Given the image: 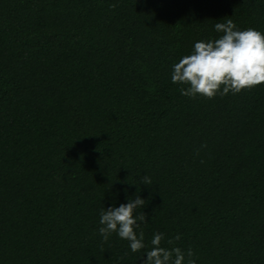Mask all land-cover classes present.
<instances>
[{
	"label": "trees",
	"instance_id": "1",
	"mask_svg": "<svg viewBox=\"0 0 264 264\" xmlns=\"http://www.w3.org/2000/svg\"><path fill=\"white\" fill-rule=\"evenodd\" d=\"M227 19L264 34V0H0V264H141L98 233L138 189L146 244L264 264V84L171 81Z\"/></svg>",
	"mask_w": 264,
	"mask_h": 264
},
{
	"label": "clouds",
	"instance_id": "2",
	"mask_svg": "<svg viewBox=\"0 0 264 264\" xmlns=\"http://www.w3.org/2000/svg\"><path fill=\"white\" fill-rule=\"evenodd\" d=\"M214 30L220 34L218 38L195 42L191 53L172 66L171 81L184 86L181 94L212 99L217 94L235 95L264 84V34L253 28L239 30L231 19L215 23ZM138 183L151 186L152 181L146 174ZM126 198V204L100 210L98 233L102 244L116 233L128 241L132 253H141V264H196L191 248L185 251L175 246L181 239L179 234L166 240L170 247L162 246L165 234L161 232L154 233L146 244L144 232L137 230L148 221L141 211L147 201L140 197L139 189L134 197Z\"/></svg>",
	"mask_w": 264,
	"mask_h": 264
}]
</instances>
